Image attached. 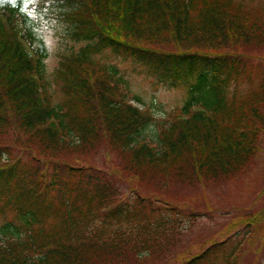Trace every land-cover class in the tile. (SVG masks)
<instances>
[{"label":"trees","instance_id":"16d2710c","mask_svg":"<svg viewBox=\"0 0 264 264\" xmlns=\"http://www.w3.org/2000/svg\"><path fill=\"white\" fill-rule=\"evenodd\" d=\"M108 56L188 98L158 120ZM262 61L264 13L233 0H0V264H239L230 229L179 242L264 151V79L229 92Z\"/></svg>","mask_w":264,"mask_h":264},{"label":"rangeland","instance_id":"374dc122","mask_svg":"<svg viewBox=\"0 0 264 264\" xmlns=\"http://www.w3.org/2000/svg\"><path fill=\"white\" fill-rule=\"evenodd\" d=\"M233 1L240 2L248 11L264 13V0ZM47 36L49 48L53 49L55 41L50 35ZM105 62L108 65H117L119 72L125 75L128 97L130 99L137 97L142 103V105L137 104V106L150 108L158 120H167L168 114L180 108L188 98L186 86L167 89L154 83V80L146 75L144 68L140 65L129 61L122 62L113 56L105 58ZM249 62L253 66L258 63L253 59H249ZM47 66L50 71L52 63L48 61ZM260 68L262 73L259 74L256 69H251L253 77L245 79L240 84H230V102L234 103V106H239L258 92L257 84L261 82V78L264 79V61L261 62ZM157 126V124H151L145 127L140 132L138 139L154 143ZM262 147L264 148V141ZM263 186L264 151L259 154L256 167L245 175L244 182L237 183L232 180L230 183L221 186H213L210 191H206L200 196L196 195L198 204L194 208L203 212L206 207L202 200H205L207 205L212 206L213 212L209 217L198 219L189 229L186 225L182 227L185 229L182 230L179 250L186 249L190 245L194 246V244L202 242L208 237L217 238L229 233L227 237L224 236L226 239L221 236V240H227L228 244H230V237L234 243L240 240L242 248L239 254V264H264V228L257 227L253 233L252 228H245L243 224H238L248 216L264 214ZM186 194V191L178 192L181 197ZM236 223L238 229L233 227V224ZM259 224L262 225V222ZM226 229H230V231L225 233Z\"/></svg>","mask_w":264,"mask_h":264}]
</instances>
